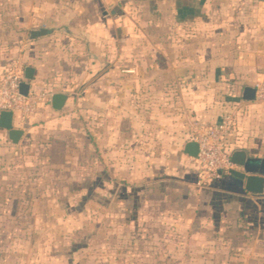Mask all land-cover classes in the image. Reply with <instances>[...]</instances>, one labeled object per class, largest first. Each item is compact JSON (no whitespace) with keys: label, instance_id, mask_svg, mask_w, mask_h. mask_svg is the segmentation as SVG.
<instances>
[{"label":"crops","instance_id":"obj_1","mask_svg":"<svg viewBox=\"0 0 264 264\" xmlns=\"http://www.w3.org/2000/svg\"><path fill=\"white\" fill-rule=\"evenodd\" d=\"M38 30L45 33L33 36ZM9 68H22L29 89L49 97L24 119L13 113L18 143L0 125V150L82 100L101 152L131 154L116 166L133 178L147 171L153 182H138L148 196L168 198L181 216L194 209L199 219L209 207L215 235L226 226L235 244L264 248V184L249 191L231 173L200 183L186 151L197 125L233 111L232 154L244 151L247 163L235 169L264 178V100L245 97L264 82V0H0V76ZM56 93L67 95L60 110ZM156 184L162 193L149 191Z\"/></svg>","mask_w":264,"mask_h":264},{"label":"rangeland","instance_id":"obj_2","mask_svg":"<svg viewBox=\"0 0 264 264\" xmlns=\"http://www.w3.org/2000/svg\"><path fill=\"white\" fill-rule=\"evenodd\" d=\"M88 125L81 100L0 150V264H264L259 244H235L226 226L215 235L209 207L181 216L148 196L147 171L118 168L131 154H103ZM216 213L223 222L227 210Z\"/></svg>","mask_w":264,"mask_h":264},{"label":"built area","instance_id":"obj_3","mask_svg":"<svg viewBox=\"0 0 264 264\" xmlns=\"http://www.w3.org/2000/svg\"><path fill=\"white\" fill-rule=\"evenodd\" d=\"M22 82H25L22 68H9L1 74L0 117L3 112L11 111L20 113L24 119L35 112L41 101L49 97L46 92L37 93L30 89L27 95L23 94ZM254 90L255 99L264 100V82H258ZM237 126L238 119L233 111L225 114L218 122L197 125L191 139L198 144V154L192 160L200 183H210L235 169L232 149Z\"/></svg>","mask_w":264,"mask_h":264},{"label":"water","instance_id":"obj_4","mask_svg":"<svg viewBox=\"0 0 264 264\" xmlns=\"http://www.w3.org/2000/svg\"><path fill=\"white\" fill-rule=\"evenodd\" d=\"M44 30H38L33 32V36H39L44 34ZM27 77L32 78L34 75V69L32 67H28L26 69ZM30 85L28 82H22L21 91L23 94L27 95L29 91ZM255 90L253 88H247L245 91V97L248 99L254 98ZM67 99V95L64 93H56L52 97V106L56 110H60ZM13 112L7 111L3 112L0 117V125L9 128V137L14 143H18L23 130L19 128H14L10 122V118H12ZM190 155L197 156L198 154V144L195 141H191L187 144V150ZM244 158V160H242ZM232 160L236 164H240L241 166L246 165V153L244 151H236L232 154ZM231 174L245 179L246 181V189L253 192H260L263 189L264 178L262 176L256 174H247L245 171L232 169L230 171Z\"/></svg>","mask_w":264,"mask_h":264}]
</instances>
